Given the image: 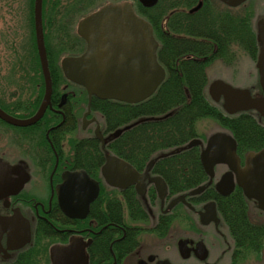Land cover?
Segmentation results:
<instances>
[{
  "label": "flooded vegetation",
  "instance_id": "1",
  "mask_svg": "<svg viewBox=\"0 0 264 264\" xmlns=\"http://www.w3.org/2000/svg\"><path fill=\"white\" fill-rule=\"evenodd\" d=\"M82 1L78 13L61 23L64 30L58 35L63 41L46 38L43 16L46 50L64 52L60 63L87 51L79 25L94 5L87 8ZM107 2L130 3L136 15L152 25L165 78L170 66L185 60L193 65L205 63L207 75L212 66L226 64L237 77L249 56L253 83L240 89L249 90L253 98L264 97V0H157L154 5L142 0H96L95 5ZM21 19L20 24L9 22L7 29L21 28L25 40L32 25L29 16ZM50 24L57 27L54 21ZM32 28L36 37L34 15ZM61 73L52 76L51 102L37 123L11 126L0 118V164L20 165L29 175L16 190L23 171L18 168L11 173L7 188H0V264H264V209L246 195L230 162L215 163L210 174L201 160L209 138L224 132L234 138L240 167H245L249 153L264 150L261 112L221 108L219 114L228 123L224 126L214 118L202 119L214 120L219 127L211 133L196 130L188 144L198 140L189 146L198 160L186 168V172L191 169L186 176L181 144L175 145V152L171 147L151 157L145 148L136 151L135 143L143 140L137 134L150 121L148 110H134L136 103L90 96L84 85L64 76L62 68ZM43 83L44 93L31 115L7 111L2 100H11L13 108L18 100L33 99L31 93L39 84L33 85L32 80L24 83L23 94L15 83L0 82V107L16 117L35 115L45 95L44 78ZM218 101L224 104L222 97ZM120 107L128 112L121 125ZM234 119L244 124H233ZM7 128L16 129L17 135L9 134ZM125 132L127 146L121 147L118 139ZM110 156L134 168L131 180L125 181L127 186L107 181L103 168ZM82 171L97 182L96 197L76 177L63 192L62 206L58 186L65 182L64 174ZM231 174L233 190L225 194L219 184ZM183 177L204 178L197 186L200 191L184 192ZM156 178L166 184L163 196V186Z\"/></svg>",
  "mask_w": 264,
  "mask_h": 264
},
{
  "label": "water",
  "instance_id": "2",
  "mask_svg": "<svg viewBox=\"0 0 264 264\" xmlns=\"http://www.w3.org/2000/svg\"><path fill=\"white\" fill-rule=\"evenodd\" d=\"M156 1L142 0L145 5H154ZM34 16L38 54L45 79V95L38 111L29 118H17L0 107V118L17 126H29L38 122L50 105L52 96V77L43 29V0H35ZM79 33L88 43L87 51L80 57L65 58L62 67L65 75L84 85L90 96L138 102L149 97L163 81L165 72L157 60V41L153 36V27L136 15L130 3L105 5L81 21ZM262 69L264 70L263 66ZM211 91L215 99L223 97L224 107L230 112L256 109L264 115V97L253 98L249 90L238 89L218 80L212 85ZM195 143H198V140H193L189 146ZM201 160L210 174L215 163L230 162L237 174L238 183L244 188L246 195L256 199L264 209V150L249 153L246 166L241 168L234 138L227 133L218 132L209 138L201 154ZM116 167L118 169L114 171ZM18 168L22 167L7 163L0 164L1 189L7 188L12 180L11 173L16 172ZM22 169L21 177L15 185L16 190L29 179L28 173L24 168ZM103 172L108 182L127 186L125 181L129 180V174L135 171L127 161L110 156ZM65 177V182L58 186L62 206L65 205L63 192L69 189L73 184L71 179L76 177L85 183L84 187L91 189L96 197L99 186L86 172L68 173L67 176L64 174ZM156 179L163 186L161 194L163 196L166 184L161 178ZM233 184L231 174L221 181L219 188L225 194H229L233 190ZM197 191H200V188L192 193ZM182 199L185 201L184 198Z\"/></svg>",
  "mask_w": 264,
  "mask_h": 264
},
{
  "label": "trees",
  "instance_id": "3",
  "mask_svg": "<svg viewBox=\"0 0 264 264\" xmlns=\"http://www.w3.org/2000/svg\"><path fill=\"white\" fill-rule=\"evenodd\" d=\"M83 2L82 0H44L43 16L46 26V38L51 39V41L55 39L58 41L60 33L64 30L61 23L78 13V6ZM85 3L89 8L95 5L96 0H85ZM2 12L4 17L9 18L2 20ZM22 15L24 17L29 16L32 25L30 26V35L25 40L21 28H19V31L17 29H7L9 25L17 24V21L20 24ZM33 15L34 0H0V22L1 20L2 23L7 22L0 27V46L3 45L4 48V51H0V82H6L11 86L15 83L18 86L17 91L21 93L22 90V94L25 93L24 83L26 80H32L33 85L34 83L39 84L37 90L35 87L33 88L30 96V98L34 97L33 99H27L28 101L25 102L18 100L20 103L15 102L16 106L13 108L9 105L4 106L9 112H18V116L31 115L36 110L44 93L43 74L36 46L35 32L32 28ZM50 21H54L57 27L54 28ZM5 25L6 27H4ZM52 33L55 36L51 37ZM62 39L63 37L60 38V41ZM4 52L5 54H3ZM170 53L175 55L174 51ZM47 55L50 67L55 65V74L51 67L52 76H61V69L57 61V58L59 59L61 55L60 51H48ZM53 62L55 63L53 64ZM4 63H6L5 68ZM207 88L208 75L205 63H195L193 65L190 60H185L181 65L170 66L166 78L158 89L144 101L133 105L134 110H148L147 117L150 118L149 123L145 124L146 129L141 131L139 129L140 132L137 131V135H141L143 140L135 143L136 151L145 148V154L151 153L149 155L151 157L156 152H163L171 147L174 148L177 144L185 146L196 136V124L204 118H214L221 126L228 124L223 121V115L219 114L220 108L217 104L214 105L215 103L208 94ZM6 91L7 89H4L2 93L6 95ZM124 109L120 107L118 111L119 125L126 123L128 112L126 108ZM107 114L106 117L110 120L112 114L111 112ZM141 116L143 115L141 114ZM232 123L244 124L238 119H234ZM247 123L250 124L251 122ZM232 131L236 133L234 128ZM126 137L127 132L118 139L121 147L127 146ZM189 150H184L181 156L183 171L186 174L191 173V169L186 172V168L190 167L194 160H198V154L196 156L191 149ZM122 152L124 154L121 155L128 158L126 152ZM203 180L204 178L183 177L182 190L188 192L197 187Z\"/></svg>",
  "mask_w": 264,
  "mask_h": 264
},
{
  "label": "rangeland",
  "instance_id": "4",
  "mask_svg": "<svg viewBox=\"0 0 264 264\" xmlns=\"http://www.w3.org/2000/svg\"><path fill=\"white\" fill-rule=\"evenodd\" d=\"M100 6V4H96V6L94 5L92 10H90L91 12L94 11L93 9H97ZM4 18H9V17H4L3 12H2V20ZM1 19V18H0ZM2 20L0 22V27H2L3 23ZM4 22V21H3ZM233 48V45H232ZM3 45L0 46V51H4L3 50ZM237 49V47L233 48V50ZM5 54V52L3 53ZM60 57L59 59L57 58L58 64H60L61 59L64 56V52L60 53ZM6 56V55H5ZM55 62H53L54 64ZM226 64H216L214 66L211 67V69L208 70V86L209 84L212 82L211 79L217 77L219 79H222L223 81H226L227 83L231 84L234 87L237 88H244L249 87L252 83H253V78L250 77V72H253V69L251 68L250 65V59L249 56L247 57V64H245V66H243L242 68L238 69V76L234 77L235 75V71L231 68H228L226 66H224ZM4 68L6 67V63L3 64ZM52 67V71L55 74V65L51 66ZM1 70V68H0ZM241 71H243V75L245 74V76L243 77L242 73H240ZM56 77V76H55ZM243 77V78H242ZM2 100V99H1ZM6 105H9L12 101L11 100H2ZM214 104V103H212ZM216 105V104H214ZM197 132L198 133H202L204 131H208V132H213L215 131L218 127L219 124L217 122H215L214 120H200L197 124ZM7 131L9 134H11L12 136H16L18 131L16 129H11V128H7ZM10 153V152H8ZM14 153V152H11ZM14 156V155H11ZM264 255V253H263Z\"/></svg>",
  "mask_w": 264,
  "mask_h": 264
}]
</instances>
